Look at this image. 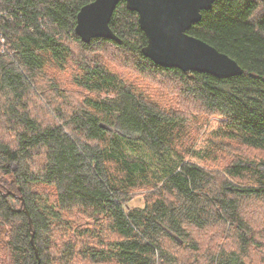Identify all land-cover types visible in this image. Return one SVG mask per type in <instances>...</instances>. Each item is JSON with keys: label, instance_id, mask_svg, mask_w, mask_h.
<instances>
[{"label": "trees", "instance_id": "16d2710c", "mask_svg": "<svg viewBox=\"0 0 264 264\" xmlns=\"http://www.w3.org/2000/svg\"><path fill=\"white\" fill-rule=\"evenodd\" d=\"M92 1L0 0V234L8 264H37L34 247L39 264H186L202 254L195 234L212 228L231 232L236 249L216 246L206 264H249L255 241L264 240V159L234 157L220 168L208 160L231 144L264 152V0L217 1L188 31L241 67L227 79L144 57L137 13L123 2L109 22L118 42H82L76 15ZM111 52L156 95L106 67L100 56ZM69 66L80 99H65L67 109L44 123L37 95L46 94L51 70ZM194 125H206L208 139L196 142ZM137 196L143 205L130 206ZM76 215L87 221L66 238Z\"/></svg>", "mask_w": 264, "mask_h": 264}, {"label": "water", "instance_id": "95a60500", "mask_svg": "<svg viewBox=\"0 0 264 264\" xmlns=\"http://www.w3.org/2000/svg\"><path fill=\"white\" fill-rule=\"evenodd\" d=\"M217 1L220 0H93L78 11L75 33L84 43L97 38L118 42L109 22L123 2L129 11L137 13L139 28L146 37L142 54L155 65L205 73L217 79L236 77L243 70L233 59L188 33L201 20L202 12L209 11ZM31 243L34 245L33 239ZM34 251L39 264L35 247Z\"/></svg>", "mask_w": 264, "mask_h": 264}, {"label": "rangeland", "instance_id": "374dc122", "mask_svg": "<svg viewBox=\"0 0 264 264\" xmlns=\"http://www.w3.org/2000/svg\"><path fill=\"white\" fill-rule=\"evenodd\" d=\"M105 54V53H102ZM101 54H99L100 56ZM102 59L101 62L106 65L110 70L113 72L119 74L120 77L125 79L128 83H132L136 85L138 88H141L145 91H148L151 93L153 90L151 88V85L149 82H144L143 78L141 76H138V74H135V71L129 67L131 64L125 63L123 59L119 61L117 58L116 52H111L109 55L104 56L102 58V55L100 56ZM74 70L72 66L67 67L63 71H56V70H51L49 72V81L46 82V84H43L41 87V90L44 92L47 90L46 94L38 93L37 95V103L38 107H36V114L40 121L42 122H48L52 121V119L55 117V114L53 111L56 108H62V109H67V106L65 104V99H69L72 101H77L80 99L78 95H75L74 92L77 91V89L72 86L71 82H69V79L73 75ZM59 89V95L57 94V90ZM168 89H171L168 87ZM48 90H51L53 92V97L52 95L48 92ZM167 94L170 93V91L165 90ZM153 93V92H152ZM156 95L155 93H153ZM172 99H176L175 101L173 100V103L176 105L177 103V98L176 96H172ZM158 100L161 101L160 98ZM199 109V108H197ZM200 110V109H199ZM199 110H196L195 115H198L197 113H200ZM193 117V116H192ZM208 124L212 122V118H209L207 120ZM193 132L197 131V138L196 142H200L208 139V132L206 129V125L203 126V128H198L194 125L190 129ZM199 132V135H198ZM204 134V136H202ZM202 136V137H200ZM11 140V139H10ZM223 151H219L218 153H215L208 161L210 162L208 164L209 167L211 168H217V167H224L227 164L231 163L234 159V157L241 158L243 160L247 161H260L264 159V152L258 151V150H250L246 149L242 146L240 148L234 147V144H231L230 146H227ZM205 163V162H204ZM13 170L16 169V165L13 166ZM53 199V198H52ZM143 197L142 196H137V198L133 199L129 205L130 206H142L143 205ZM258 207L256 206L253 208L254 211H259ZM257 213H254V216L257 217ZM78 215H76L77 217ZM86 220L85 217H77L76 220H74V225H73V230L75 231L72 234V231L66 234V238L72 237L74 234H76L77 231H81L79 229L78 225H81L84 223ZM72 222V223H73ZM260 229L256 230V233L260 234ZM258 234V235H259ZM197 237L198 244L200 245V250H201V255L196 259H192L191 257L189 259H184V262L186 264H206L205 255H209L212 253L213 249L217 246V248L223 247L227 250H232L236 249L235 246V238L233 237L231 232H224L222 229L219 228H212L206 231V233L199 232L195 234ZM261 236V234L259 235ZM58 241H61L63 238H60L59 235H57ZM89 242V241H87ZM90 243V242H89ZM4 237L2 234H0V264H8L7 259L8 256L5 251V245H4ZM255 244L253 249L255 250L253 253L249 251V257L246 258V261L249 264H264V240H258L255 241ZM205 254V255H204ZM188 255H186V258ZM78 259H82L78 257ZM79 264H87L86 262L80 261Z\"/></svg>", "mask_w": 264, "mask_h": 264}, {"label": "built area", "instance_id": "2783aa9c", "mask_svg": "<svg viewBox=\"0 0 264 264\" xmlns=\"http://www.w3.org/2000/svg\"><path fill=\"white\" fill-rule=\"evenodd\" d=\"M0 41L3 42V39L1 38Z\"/></svg>", "mask_w": 264, "mask_h": 264}]
</instances>
